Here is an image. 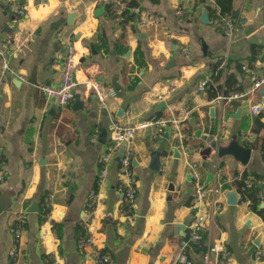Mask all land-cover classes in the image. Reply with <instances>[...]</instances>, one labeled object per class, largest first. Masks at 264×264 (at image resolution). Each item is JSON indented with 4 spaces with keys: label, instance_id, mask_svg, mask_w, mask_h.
Masks as SVG:
<instances>
[{
    "label": "crops",
    "instance_id": "obj_1",
    "mask_svg": "<svg viewBox=\"0 0 264 264\" xmlns=\"http://www.w3.org/2000/svg\"><path fill=\"white\" fill-rule=\"evenodd\" d=\"M13 3L24 6L25 15L12 11ZM210 8L205 0H0V38L10 42V64L25 77L0 79V167L6 172L0 264H94V248L109 253L108 264H167L194 213L189 157L200 181L219 189L207 195L220 208L205 242L222 240L234 264H264V184H257L263 196L256 192L261 213L232 182L243 171L264 178V134L253 131L258 113L264 123V84L230 97L199 90L217 65L220 82L231 73L246 91L251 82L242 66L252 54L251 69L264 74V0H232V35L211 23ZM70 43L81 66L74 96L61 106L37 84L58 83ZM86 77L115 90L106 108L84 87ZM257 103L262 110L251 112ZM154 112L184 117L185 137L174 130L160 137L135 133L130 169L136 187L128 210L117 187V156L99 179L109 119H145ZM21 211L18 258L12 260L11 228ZM88 234L93 242L80 252L75 239ZM197 247L190 245L189 254L200 264Z\"/></svg>",
    "mask_w": 264,
    "mask_h": 264
},
{
    "label": "built area",
    "instance_id": "obj_2",
    "mask_svg": "<svg viewBox=\"0 0 264 264\" xmlns=\"http://www.w3.org/2000/svg\"><path fill=\"white\" fill-rule=\"evenodd\" d=\"M212 6L215 16L211 18V23L222 30L227 35H232L236 27L235 20L228 12H220L219 6L215 0H205ZM12 11L16 14L23 16L26 13L25 7L13 3L11 5ZM133 11L139 15L140 22H144L146 17L142 14L139 6L132 8ZM153 19L158 18L157 15H152ZM184 52L188 54V50L183 48ZM12 49L10 42L7 39L0 38V79L5 75H11L13 77L24 80L25 77L22 73L17 71L10 64ZM81 66L80 60L77 57V51L73 43H70L63 56L61 65V76L56 84L41 82L37 84V88L47 97L54 99L58 105H66L74 96L75 86L77 80L75 73ZM248 73L250 79V85L246 91H235L228 95H221V97L240 96L247 92H251L259 88L264 84V74H258L247 65L242 66ZM210 80L204 78L200 81L199 90L203 91L207 88ZM84 87L91 91L98 100L101 107L106 108L107 100L109 97L115 95L113 88L105 87L100 81L86 77L82 80ZM170 90L173 87L169 88ZM158 98L161 95H157ZM263 105L260 103L250 106V110L253 113H258L262 110ZM184 117H178L174 115H163L158 112L152 113L145 119L129 120L122 119L116 116H110L109 119V144L106 147L105 152L101 156L103 166L99 171V179H102L106 173V165L113 158L117 156L118 161V173L120 179L118 182V190L122 192L123 199L127 204L128 210L132 206V200L135 191V177L130 169V162L133 156V150L131 146V140L135 133L140 130H145L152 137H160L169 130L176 131L179 136L185 137L181 131V123ZM187 166L189 168L190 176L194 181V187L191 196V207L194 209V213L190 222L183 229L180 236V241L175 246L172 254L170 255L167 264H195L194 260L189 254V247L192 244H198L200 247V264H234L229 250L224 242L220 239L208 240L205 242V231L207 226L212 222L214 214L219 210L220 204L217 199H208V192H218V188H208L204 185L199 178L197 172V162L192 158H187ZM222 170V167H219ZM6 178V172L0 167V182H3ZM245 183L247 186L252 183L258 185L264 184V178L254 177L248 174L245 177ZM258 196H263V190L258 189ZM24 212H18L16 220L12 226V233L14 242L9 249V255L12 260L18 258V239L21 236L24 222ZM134 214H130L133 217ZM93 242V237L88 235L78 236L75 239L76 247L80 252L83 251L84 246ZM203 243H205V246ZM202 246V247H201ZM257 256L260 254V250H256ZM92 260L94 264H108L111 262L110 255L107 251L99 248H94L92 254ZM51 264H57L53 262Z\"/></svg>",
    "mask_w": 264,
    "mask_h": 264
},
{
    "label": "trees",
    "instance_id": "obj_3",
    "mask_svg": "<svg viewBox=\"0 0 264 264\" xmlns=\"http://www.w3.org/2000/svg\"><path fill=\"white\" fill-rule=\"evenodd\" d=\"M215 2L220 8V12L230 13L232 0H215ZM210 12H211V16L214 17L215 13L212 8H210ZM254 59H255V55L252 54L251 57L249 58V64H247L249 68H252V61ZM216 66L217 65L214 66V70L211 74L210 82L207 86L209 95L216 96L218 93L223 95H228L232 92L240 91L241 87L239 85H236L237 79L231 73L225 76L223 83L219 81L222 76V69L221 68L216 69ZM260 116L261 113H258L254 119L253 131L258 132L261 130L264 134V123L260 120ZM261 142H262L261 150H262V155L264 157V137L261 138ZM247 175H248L247 171L241 172L240 175H238V173H235L232 182L236 186L237 190L240 192L241 198L249 199L250 206L253 209H256L257 211L262 213L263 208L257 206L259 200L256 196L258 185L256 183H252L251 185L247 186L245 183V177ZM197 249H200V247H197Z\"/></svg>",
    "mask_w": 264,
    "mask_h": 264
},
{
    "label": "water",
    "instance_id": "obj_4",
    "mask_svg": "<svg viewBox=\"0 0 264 264\" xmlns=\"http://www.w3.org/2000/svg\"><path fill=\"white\" fill-rule=\"evenodd\" d=\"M211 133H212V131H211ZM209 138H211V136H209L208 139H209Z\"/></svg>",
    "mask_w": 264,
    "mask_h": 264
}]
</instances>
